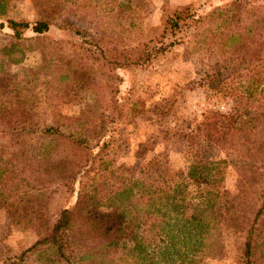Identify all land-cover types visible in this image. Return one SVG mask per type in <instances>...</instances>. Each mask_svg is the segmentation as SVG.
Returning a JSON list of instances; mask_svg holds the SVG:
<instances>
[{"label":"rangeland","instance_id":"rangeland-1","mask_svg":"<svg viewBox=\"0 0 264 264\" xmlns=\"http://www.w3.org/2000/svg\"><path fill=\"white\" fill-rule=\"evenodd\" d=\"M229 1L0 0V22L43 18L49 24L46 34L35 37L25 31L17 41L8 36L7 28L0 31V47L15 42L10 54L18 61L2 65V72L13 78L6 87L0 77V101L5 96L8 110L0 116V148L6 145L8 158L20 167L6 183L3 197L23 201L14 215L0 208V264L28 248L38 225L51 221L58 208L74 200L67 173L79 149L66 140L55 141L44 157L46 140L38 133L44 125L81 137L91 155L99 151L73 188L81 182L105 205L114 200L127 210L128 201L116 194L121 189L135 191L137 180L146 182L147 201L155 184L167 188L181 181L186 159L222 162V186L239 203L226 208L225 214L230 209L237 213L221 217L226 221L212 237L213 256H202L195 264H237L242 227L257 208L264 182V142L249 132L245 120L230 128L233 148L228 153L196 134L200 120L230 111L232 99L223 96L230 87L241 94L253 93L259 105L264 96V82L254 84L264 77V50L249 55L240 35L254 15L260 12L264 17V2L240 0L235 11L239 23L234 26L229 22L233 12H217ZM183 7L191 8L188 14L194 16L187 23L194 30L160 38L165 17ZM194 9L199 10L197 16L204 15L200 16L204 23L195 22ZM214 12L218 15L211 18ZM235 30L239 35L229 34ZM143 44L151 52L142 65L109 72L98 60L105 46L129 51ZM157 47L162 51L152 52ZM215 71L221 79L217 85L210 82H215ZM112 106L119 113L115 122L110 118ZM42 156V163L29 172L25 157L34 161ZM148 217L151 223L154 216ZM262 224L264 244V220ZM129 248L124 244L112 249L104 264H134ZM49 257L48 251L36 253L24 264H43Z\"/></svg>","mask_w":264,"mask_h":264},{"label":"trees","instance_id":"trees-1","mask_svg":"<svg viewBox=\"0 0 264 264\" xmlns=\"http://www.w3.org/2000/svg\"><path fill=\"white\" fill-rule=\"evenodd\" d=\"M254 1L264 2V0ZM240 3V0H231L217 12H233L229 22L236 26L239 23L236 21L239 16L235 11L240 8ZM188 12L191 13L190 7L171 11L165 17L160 38L166 35H183L188 30H194L190 29L187 23V20L194 15H189ZM193 13L197 16L199 10L194 9ZM215 14L218 15L214 12L210 14V17H214ZM200 16L196 17L195 22L198 24L205 22V19ZM254 16L246 27L242 28V34H240L244 40L243 48L253 56L264 50V17L260 12ZM4 28L10 31L8 36L12 41H17L21 39L25 31H29L35 37L46 34L49 31V24L43 18L32 23L6 19L4 23L0 22V31ZM229 34L235 35L238 32L229 31ZM159 43L162 41L159 40ZM15 45L14 42L0 47V77L5 80L6 87L10 86L13 76L2 72V65L18 62L10 54L14 51ZM104 49L100 56L102 60L99 58L98 60L109 72L127 66L142 65L148 53L151 52H146L148 45L144 44L140 49L129 51H123L115 46H105ZM151 50L159 53L162 48H151ZM212 78L215 82L210 81L211 84L217 85L221 81L218 71H215ZM263 82L264 77L259 81L255 80L254 84L259 87ZM223 96L231 98L233 105L227 114L216 113L212 116L211 122L209 121L211 118L200 120L196 127V134L200 135L201 141L213 144L222 152L228 153V150L233 148V142L229 138L230 128L245 120V123L249 125L247 128L249 132L254 136H261L264 142V122L260 123V120L264 118V96L260 105L257 104L253 93L241 94L234 87L224 91ZM3 98L0 101V116H5L8 112ZM118 114L112 106L110 118L114 122L117 121ZM222 126L224 128L220 131ZM216 127L218 130L213 133ZM38 133L46 140L42 150L44 157L55 141L66 140L79 149L80 155L74 158L67 173V179L72 186L70 191L74 192V200L70 206L58 208L51 221L38 225L36 239L28 248L13 260L1 264H24V260L44 251H48L50 257L43 264H104L110 251L124 244L130 246L129 252L134 264H195L196 260L202 256H213L212 248L216 242L212 237L219 235L223 222L226 221L221 217L224 215L231 217L237 213L236 210L230 209L225 214L226 208H232V205L238 206L239 203L235 198H231L230 192L225 191L222 186V162L220 161L186 159L187 169L181 181L170 183L167 188H161L158 183L155 184L156 189H153L152 198L147 201L143 200L146 182L137 180L134 185L135 191L127 190L126 193L121 189L116 194V197L128 201L130 209L127 210L125 206L113 203L114 200L112 202L108 200L109 206L105 205L91 192H87L81 182L80 186L73 188L81 175H87L91 169L90 164L97 159L99 151L91 155V149L85 145L81 137L74 138L64 134L53 125H44L39 128ZM189 140L191 141V137ZM107 142L108 140H105L103 146ZM8 150L6 145L0 148V208L14 215L23 201L16 199L6 201L3 190L20 167L13 162L12 158H8ZM44 157L34 161L25 157L29 172L33 173V168L38 167L37 165L42 163ZM238 175H241V172ZM188 186L193 188L189 189ZM133 201L140 202L138 208V204H134ZM144 206L149 210H146ZM256 207L251 217L245 222V226L242 227L244 236L237 252V264H261L260 262L264 261L262 230L259 229L264 220V182L257 194ZM149 214L154 216L151 223H148L151 220L148 219Z\"/></svg>","mask_w":264,"mask_h":264}]
</instances>
